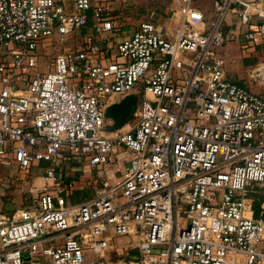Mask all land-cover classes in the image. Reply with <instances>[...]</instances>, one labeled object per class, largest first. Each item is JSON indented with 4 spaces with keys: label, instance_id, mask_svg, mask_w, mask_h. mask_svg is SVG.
Listing matches in <instances>:
<instances>
[{
    "label": "built area",
    "instance_id": "1",
    "mask_svg": "<svg viewBox=\"0 0 264 264\" xmlns=\"http://www.w3.org/2000/svg\"><path fill=\"white\" fill-rule=\"evenodd\" d=\"M114 7L0 0V165L19 184L43 168L28 206L0 208V264H264V59L253 87L228 79L224 29L233 13L246 43L264 36V0H212L209 15L175 0L170 23L128 32ZM68 36V49L37 51ZM127 94L130 117L107 130L106 107ZM85 166L94 191L70 204Z\"/></svg>",
    "mask_w": 264,
    "mask_h": 264
},
{
    "label": "rangeland",
    "instance_id": "2",
    "mask_svg": "<svg viewBox=\"0 0 264 264\" xmlns=\"http://www.w3.org/2000/svg\"><path fill=\"white\" fill-rule=\"evenodd\" d=\"M174 7L175 0H118V3H116L114 7L116 9L113 12L114 14H119L118 18L121 19L125 29L128 30L136 26L137 23L143 19L154 20L160 25L168 24L170 23ZM73 44V38L69 36L66 42H60L57 38H54L48 45L39 44L40 47L37 51L42 53L45 50L46 53H51L50 55L53 56L54 51L68 49ZM260 56L259 58L264 59V54ZM50 63L51 60H49L46 55H43V61L39 68L41 70H47ZM228 79L245 87H249L243 80H238L230 74ZM119 98H121V96H119ZM113 164L122 168V164L119 161ZM37 171L38 169L36 172ZM36 174L38 177L35 176V173H29L28 177L26 176L28 182L24 180L23 183L21 182L20 184L18 183L20 179L12 178L11 175H9V171L7 175L0 177V208H2L3 211L9 212L14 208L26 207L31 203L32 198H35L36 194L31 193L29 188L32 185L34 188V186L40 187L43 184V179L39 177L40 171ZM115 174L118 175L119 171ZM32 177L34 178L32 179ZM72 190L73 194L70 196V204L82 203L89 197L90 191L84 187H73ZM105 255H109L112 258L115 257L114 251L111 250H106ZM86 256L95 257L93 253H86Z\"/></svg>",
    "mask_w": 264,
    "mask_h": 264
},
{
    "label": "crops",
    "instance_id": "3",
    "mask_svg": "<svg viewBox=\"0 0 264 264\" xmlns=\"http://www.w3.org/2000/svg\"><path fill=\"white\" fill-rule=\"evenodd\" d=\"M67 1L71 2V0H67ZM107 1L113 4L114 6L116 3H118V0H107ZM211 3H212V0H194V4L200 7L206 15L210 14ZM115 15L116 17H119V14H115ZM252 19H253V22H256V23L262 21V19H260L256 15H253ZM117 20H121V19L118 18ZM224 29L227 32H234L236 35L233 39L229 40L226 44L227 53H228L227 60H226L227 77L230 74L238 80H243L249 87H253L248 82L247 71L257 60L261 59L259 58L261 57L260 55L264 54V36H257L254 41H251L250 43H246L243 40V36H242V31L245 29V26L244 25L240 26L238 24L237 17L233 13L228 14L227 17L225 18ZM128 31L130 30L128 29L127 32ZM81 33L83 35H81L79 38L80 43L85 40V37H86L85 34L91 33V27L90 26L83 27L81 29ZM112 40L113 38H110V37L107 39L104 38L101 41V47L105 49L108 44L110 45V43H112ZM113 166H115V164ZM80 167L82 166L79 161L62 160V167H61L62 170L59 173L75 177L80 172ZM37 169L38 171H40L39 177L43 179L42 166L36 165L34 168L31 169L30 173H35V176H37L36 174L38 172V171L36 172ZM85 171H86V174H85L86 177L84 179L80 178V180L75 182V184L70 189V196L73 194V190H72L73 187H78V188L84 187L90 191L89 195L93 193L94 186H93V181L91 178L92 176L91 175L89 176L88 174H89V171L95 172L96 169L89 167V166H85ZM7 172L8 171L5 170L0 165V177L3 175H7ZM101 173H102L101 171L98 172V174H101ZM119 174H120V171H119ZM9 175H12V169L9 171ZM33 178L34 177H32V179ZM25 181L28 182L27 179Z\"/></svg>",
    "mask_w": 264,
    "mask_h": 264
},
{
    "label": "water",
    "instance_id": "4",
    "mask_svg": "<svg viewBox=\"0 0 264 264\" xmlns=\"http://www.w3.org/2000/svg\"><path fill=\"white\" fill-rule=\"evenodd\" d=\"M135 101V94H127L106 107L105 115L113 119V123L107 126V130H113L126 122L132 113Z\"/></svg>",
    "mask_w": 264,
    "mask_h": 264
},
{
    "label": "trees",
    "instance_id": "5",
    "mask_svg": "<svg viewBox=\"0 0 264 264\" xmlns=\"http://www.w3.org/2000/svg\"><path fill=\"white\" fill-rule=\"evenodd\" d=\"M250 194L253 199L254 215L257 216L259 214V205L263 198V192L261 191V189H256L250 192Z\"/></svg>",
    "mask_w": 264,
    "mask_h": 264
}]
</instances>
